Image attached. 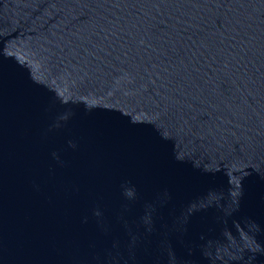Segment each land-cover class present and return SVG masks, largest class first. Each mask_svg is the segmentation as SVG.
Segmentation results:
<instances>
[{
  "label": "water",
  "instance_id": "1",
  "mask_svg": "<svg viewBox=\"0 0 264 264\" xmlns=\"http://www.w3.org/2000/svg\"><path fill=\"white\" fill-rule=\"evenodd\" d=\"M0 264H264V0H0Z\"/></svg>",
  "mask_w": 264,
  "mask_h": 264
}]
</instances>
